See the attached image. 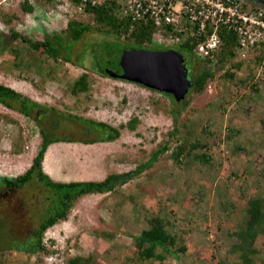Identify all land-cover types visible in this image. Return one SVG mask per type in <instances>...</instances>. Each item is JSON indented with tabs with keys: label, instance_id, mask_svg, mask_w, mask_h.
I'll list each match as a JSON object with an SVG mask.
<instances>
[{
	"label": "rangeland",
	"instance_id": "rangeland-1",
	"mask_svg": "<svg viewBox=\"0 0 264 264\" xmlns=\"http://www.w3.org/2000/svg\"><path fill=\"white\" fill-rule=\"evenodd\" d=\"M43 3L53 6L50 0L36 3V11L26 14L21 8L13 9L9 1L0 0V34L9 45L0 48V84L40 106L33 112L34 120L0 105V179L16 178L30 168L31 158L41 147L38 116L51 132L50 139L84 142L105 135L78 119L104 123L119 131L113 142L85 146L59 142L49 147L45 173L52 180V150L63 151L64 156L71 152L84 162L76 168H57L60 182L66 183L79 179L76 176H81L82 182L91 181L102 168L107 176L133 172L166 144L168 133L174 128L178 132L152 167L111 193L94 194L95 204L87 195L77 200L67 219L43 234L48 253L12 251L4 257V264H66L76 257L91 264H178L171 258L159 263L137 257L133 236L146 230L147 221L154 217L179 220L181 229L173 232L181 236L179 245L190 249L187 256L181 255L179 264H240L237 257L226 254L235 242L229 234L245 230L248 200L264 198V84L259 83L258 93H251L252 81L261 77L264 62L255 63L253 59L264 54V48L249 54L244 66L234 71L233 83L217 75L201 95L189 99L174 120L166 96L97 74L107 66L115 69L107 63L109 54L114 53L110 52L113 41L105 39L106 45L97 33L87 34L74 47L73 61L84 69L45 55L36 59L33 46L45 33L62 31L67 25L47 18ZM9 15L16 18L8 24ZM67 20L95 26L88 14ZM13 31L27 42L11 40ZM96 42L98 45L91 48ZM113 55L120 60L121 53ZM186 60L192 64L193 58L186 56ZM249 66L255 71L254 78L240 86ZM83 74L88 89L76 92L75 84ZM133 119L137 123L129 130L126 124ZM196 141L202 148L189 150ZM180 146L186 148L183 155L178 160L171 158ZM202 153L209 156V163L197 159ZM98 161L100 165H95ZM0 196V248L9 251L25 246L40 219L53 207L50 194L44 185L34 182ZM122 210L126 214L120 217ZM253 249L258 260L264 261V235L256 237Z\"/></svg>",
	"mask_w": 264,
	"mask_h": 264
},
{
	"label": "trees",
	"instance_id": "trees-1",
	"mask_svg": "<svg viewBox=\"0 0 264 264\" xmlns=\"http://www.w3.org/2000/svg\"><path fill=\"white\" fill-rule=\"evenodd\" d=\"M261 8L250 7L248 5V10H253ZM22 12L29 14L32 13V7L23 4L21 7ZM254 11V10H253ZM88 14L92 16L93 23L95 26L86 24L78 20H70L67 22L66 28L62 31H55L52 33H45L43 39L34 47L35 58L40 59L41 56L45 55L54 61L62 60L66 63L72 64L77 68H82L75 61L74 57V47L77 43H80L87 37L89 33H97L103 37V42L107 44L105 39L112 40L114 48L110 52L114 51L117 55L126 48H136L141 50H160L157 46L151 43V36L154 30L151 27L139 25L136 26L132 31L129 29V23L127 20H121L115 16L114 5L110 2L102 4L97 7H88L85 9L84 15ZM15 15L7 16L6 23H11L15 19ZM221 43L219 47L212 53L211 57L204 59L197 58L195 55V45L198 43L195 40H189L182 47L176 50L185 56H190L198 62V66L193 71L192 69L187 71V78L190 82V88L185 95L184 99L179 102L175 101L170 95L160 93L161 95L169 98L172 106L170 112L174 120L189 104V99L196 95H201L205 90L209 82L213 81L217 75L221 79L233 83L236 75L235 70L241 69L244 66V62H235V44L236 36L232 32H226L221 30L220 33ZM10 39L17 41L22 39L27 42L25 38H22L17 33L10 32ZM110 37V38H109ZM112 38V39H111ZM99 42L92 43L91 48L98 45ZM8 48L9 45L0 34V48ZM264 48V44H259L253 48L251 53ZM14 53V49L12 50ZM113 53V54H114ZM96 55V53H94ZM112 54V53H111ZM109 54L111 57L107 63L113 61H119L117 57L113 58L114 55ZM262 54V53H261ZM108 55V54H107ZM193 55V56H192ZM255 63H260L264 60V54L257 55L253 61ZM253 64V63H252ZM228 65V66H227ZM189 68V66H188ZM248 70V76L244 77L240 82V86H246V81L248 79L252 80L255 75V71L252 68H246ZM221 70V71H220ZM99 76L109 77L105 69L97 73ZM119 74V73H118ZM261 77L257 81H252L251 93H258L259 83L264 84V62L262 64V70L260 72ZM86 74H83L81 78L75 84L76 92H84L88 89V83L86 80ZM114 80L123 81L120 76L113 78ZM156 92V91H155ZM248 96V95H247ZM246 99V98H245ZM0 105L9 110H19L23 115L27 117H33V112L35 109H40L39 105L29 101L28 99L22 97L19 93L15 92L11 88H8L0 84ZM42 116L36 118V123L39 127V133L41 136V147L33 159V162L28 170H26L22 175L13 179H0V194L8 190L23 189L31 183L38 182L45 186L48 190L50 197V203L52 209L48 215L42 217L39 222V226L34 230V233L30 235L27 239V243L22 247H15L12 250H5L0 248V264H4V257L8 253L17 252L22 254H40L48 253L43 245V234L45 231L53 227L59 221H65L68 217V212L74 205V203L86 195L92 194H105L113 192L117 187L125 185L127 182L132 180L135 176L141 174L145 170L153 166V164L158 159L159 155L167 151V145L169 144V139L174 138L175 134L178 132L175 128L172 132L167 135L166 144L159 149L158 152L152 154L151 159L148 163L141 166L139 169L133 172H128L124 174H110L103 181L100 182H71V183H56L48 178L41 170V163L43 161L44 153L46 152L49 145L59 142L64 143H74L79 142L84 145H91L96 143H107L113 142L119 137V131L115 128L100 122L88 121L78 119L87 125L90 129H98L103 131L105 135L101 136L99 139L93 141H73V140H59L50 139L49 132L47 128L42 124ZM136 119L131 120L126 124V128L133 130ZM123 127V126H120ZM88 130V129H87ZM206 132V130H203ZM195 148H202L199 142H195L189 150ZM184 146L176 148V150L171 154V158L179 159L183 152L185 151ZM202 163H209L210 159L205 153H202L197 157ZM0 196V200H2ZM47 210V209H46ZM246 221L245 230L233 232L230 235L235 242L231 241V246L227 250V255H233L240 260V264H264L263 260H258V253L253 249L254 241L258 235H264V198L259 199H249L246 209ZM148 228L143 230L140 235L133 236L134 247L137 249V257L141 260H154L159 263L164 262L166 259L171 258L176 263H180L181 255L187 256V248L184 245H179L180 237L179 234L175 233L177 229L180 228L178 221H169L163 217H154L147 221ZM173 230H175L173 232ZM183 232V231H182ZM184 235V234H183ZM184 238V237H183ZM182 238V239H183ZM54 253V252H52ZM66 264H91L89 260H82L81 258H73L67 260ZM94 264V263H92Z\"/></svg>",
	"mask_w": 264,
	"mask_h": 264
},
{
	"label": "built area",
	"instance_id": "built-area-1",
	"mask_svg": "<svg viewBox=\"0 0 264 264\" xmlns=\"http://www.w3.org/2000/svg\"><path fill=\"white\" fill-rule=\"evenodd\" d=\"M6 1H9L13 9H20L27 3L33 12L36 11V3L47 0H2ZM50 1L52 7L43 3L48 10L45 16L53 21L63 22L70 21L67 19L74 15H84L88 7L110 2L114 5L115 16L127 20L131 31L139 25L151 27L154 30L151 36L154 46L162 50L177 51V48L189 40H195L198 42L194 47L195 55L201 59L211 57L219 47L221 30L232 32L236 36L235 62H244L255 46L264 44V8L248 10V3L244 0ZM56 10L62 13H57Z\"/></svg>",
	"mask_w": 264,
	"mask_h": 264
},
{
	"label": "water",
	"instance_id": "water-1",
	"mask_svg": "<svg viewBox=\"0 0 264 264\" xmlns=\"http://www.w3.org/2000/svg\"><path fill=\"white\" fill-rule=\"evenodd\" d=\"M184 57L175 50L125 49L119 61L109 62L106 74L149 90L170 95L175 101L184 99L190 88ZM119 73V74H118Z\"/></svg>",
	"mask_w": 264,
	"mask_h": 264
},
{
	"label": "crops",
	"instance_id": "crops-1",
	"mask_svg": "<svg viewBox=\"0 0 264 264\" xmlns=\"http://www.w3.org/2000/svg\"><path fill=\"white\" fill-rule=\"evenodd\" d=\"M244 1H246L247 3H248V5L250 6V7H252V8H254V7H257V6H259L261 3H262V0H244ZM260 7V6H259ZM185 58H186V56H185ZM198 66V62L196 61V60H194V58H193V61H192V64H189V68H191L193 71L196 69V67ZM12 87V86H11ZM120 138H121V136H120ZM54 144H56V143H54ZM82 144V143H81ZM94 145V144H93ZM81 146H85L84 144H82ZM49 147H54V145L53 144H51V145H49L48 146V148H47V150H46V152L44 153V157H43V161H42V163H41V170H42V172L48 177V178H50L46 173H45V168H46V165H47V151H48V149H49ZM68 152V151H67ZM69 153V152H68ZM34 157V156H33ZM33 157L31 158V160H33ZM53 158V159H52ZM50 161L49 162H51L52 163V166H51V171H53V173H55V177H54V179L55 180H52L51 178V180L52 181H55L56 183H66V182H60V181H62L61 179V177L59 176V175H61V174H59V175H57V173H56V170H57V168L59 167L60 168V166L61 167H63L64 165V167H69L70 165H74L75 166V168H76V165L77 164H79V166H81L82 165V163H84V162H81V160H79L77 157H76V155L74 156L71 152L68 154V156H64L63 155V151H60V150H52V152H51V156H50ZM66 161H68L70 164L69 165H66ZM66 162V163H65ZM68 164V163H67ZM97 164H99L100 165V163H99V161L98 162H96L95 163V165H97ZM31 165V164H30ZM30 165H29V167H30ZM101 167H102V164H101ZM100 167V168H101ZM61 170H63V169H61ZM61 173V172H60ZM105 176L104 177V179L107 177V173H106V171H104V169L102 168V171H100L96 176V178H94L93 180H91V181H101L100 180V177L101 176ZM94 176V175H93ZM77 178H79V179H76V180H73V181H71V182H82L81 180H80V177L81 176H76ZM56 178H57V180H56ZM71 182H69V183H71ZM104 195H106V194H104ZM96 195H87V197L86 198H88L89 200L91 199V201H92V203H96L97 202V200H94V197H95ZM92 197V198H91ZM129 213H131V212H129ZM126 213H125V211L124 210H122L121 212H120V217H123V215H125ZM63 227H65L64 225H63ZM67 229V228H66ZM68 234H69V231H68ZM188 247H189V245H188ZM187 250H190L189 248L187 249ZM29 264H31V263H29Z\"/></svg>",
	"mask_w": 264,
	"mask_h": 264
},
{
	"label": "flooded vegetation",
	"instance_id": "flooded-vegetation-1",
	"mask_svg": "<svg viewBox=\"0 0 264 264\" xmlns=\"http://www.w3.org/2000/svg\"><path fill=\"white\" fill-rule=\"evenodd\" d=\"M263 1V0H262ZM261 8H264V6H262V5H259ZM184 59H185V61H184V65H185V67H186V69H188V63H189V61H187L186 60V58L184 57ZM190 64V63H189Z\"/></svg>",
	"mask_w": 264,
	"mask_h": 264
},
{
	"label": "bare ground",
	"instance_id": "bare-ground-1",
	"mask_svg": "<svg viewBox=\"0 0 264 264\" xmlns=\"http://www.w3.org/2000/svg\"><path fill=\"white\" fill-rule=\"evenodd\" d=\"M260 5L264 6V0L262 1V3Z\"/></svg>",
	"mask_w": 264,
	"mask_h": 264
},
{
	"label": "clouds",
	"instance_id": "clouds-1",
	"mask_svg": "<svg viewBox=\"0 0 264 264\" xmlns=\"http://www.w3.org/2000/svg\"><path fill=\"white\" fill-rule=\"evenodd\" d=\"M183 56V55H182ZM184 57V56H183Z\"/></svg>",
	"mask_w": 264,
	"mask_h": 264
}]
</instances>
